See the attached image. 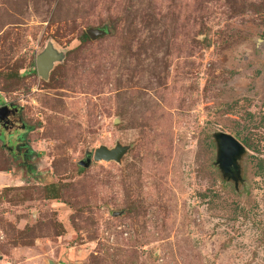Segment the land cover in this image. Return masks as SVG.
I'll use <instances>...</instances> for the list:
<instances>
[{"label": "rangeland", "instance_id": "rangeland-1", "mask_svg": "<svg viewBox=\"0 0 264 264\" xmlns=\"http://www.w3.org/2000/svg\"><path fill=\"white\" fill-rule=\"evenodd\" d=\"M3 104L0 264H264V0H0ZM221 132L257 149L237 182Z\"/></svg>", "mask_w": 264, "mask_h": 264}, {"label": "water", "instance_id": "water-1", "mask_svg": "<svg viewBox=\"0 0 264 264\" xmlns=\"http://www.w3.org/2000/svg\"><path fill=\"white\" fill-rule=\"evenodd\" d=\"M91 40H98L106 35V30L100 28H90L86 31ZM58 55L53 51L52 47H48L43 54L37 58V70L38 73L44 78L49 77V73L53 69L54 63L57 62ZM7 106L1 107L0 111L7 109ZM216 143L218 145L217 164L221 172L232 179L233 181H239L240 166L239 160L241 156L246 152V147L233 135L221 132L216 135ZM128 151L127 147L117 145L114 149H108L107 147H100L94 152V161H121L122 157ZM92 162L91 156H87L86 161H82L80 164L83 167H88Z\"/></svg>", "mask_w": 264, "mask_h": 264}, {"label": "flooded vegetation", "instance_id": "flooded-vegetation-1", "mask_svg": "<svg viewBox=\"0 0 264 264\" xmlns=\"http://www.w3.org/2000/svg\"><path fill=\"white\" fill-rule=\"evenodd\" d=\"M2 107L7 106V109L0 111V130L4 131H16L19 130L18 126H20L21 117L19 116L20 109L12 104H3ZM21 129H25V125L21 126ZM9 145L7 148L11 153L15 156H19L22 159V164L24 167H28V157H29V149L25 143H22L20 139L9 140ZM11 144V145H10ZM27 148V149H26ZM21 152V150H23Z\"/></svg>", "mask_w": 264, "mask_h": 264}, {"label": "trees", "instance_id": "trees-1", "mask_svg": "<svg viewBox=\"0 0 264 264\" xmlns=\"http://www.w3.org/2000/svg\"><path fill=\"white\" fill-rule=\"evenodd\" d=\"M80 41L82 42V44L86 47V45H88L89 42H91L90 37L87 35L86 32H84L81 35ZM17 76V75H16ZM13 77V76H12ZM238 136V135H237ZM237 138V137H236ZM238 139V138H237ZM244 144L246 145L247 148L249 149H254L257 150L252 144H250L247 140H245ZM254 159L257 161L255 163V167L257 168V175L258 176H264V159L261 157H254ZM49 190V199H59V195H60V190L59 187L57 185H52L50 188H48Z\"/></svg>", "mask_w": 264, "mask_h": 264}]
</instances>
